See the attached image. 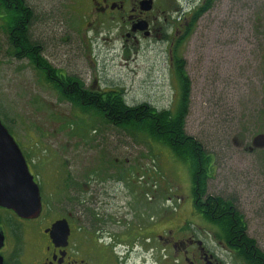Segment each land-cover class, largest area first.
<instances>
[{
  "label": "rangeland",
  "instance_id": "374dc122",
  "mask_svg": "<svg viewBox=\"0 0 264 264\" xmlns=\"http://www.w3.org/2000/svg\"><path fill=\"white\" fill-rule=\"evenodd\" d=\"M26 2L34 14L29 35L42 46L43 56L54 69L81 78L87 86L123 89L129 105L149 103L158 110L175 108L180 89L168 45L162 41L151 44L144 40H141L144 44L130 41L128 51H123L116 26L93 19L86 0ZM0 19V120L12 130L44 203L48 204L44 214L52 220L64 210H72L70 203L80 200V194L85 193V197L89 194L96 185L90 182L91 178L97 175L107 180L96 181L104 189L102 198L109 201L106 205L98 204L102 213H107L108 204L121 211L130 204L131 212L135 199H139L146 211L153 201L156 214L165 215L167 210L176 209L179 219L189 215L186 201L192 191V176L188 168L141 133L91 123L89 116L60 101L28 59L18 60L10 55L9 35ZM212 32L209 40L214 52L210 58L217 57L218 61L228 54L234 61L236 51L229 41L232 35H223L221 24L215 25ZM250 32L241 29V51L245 49L240 55L242 72L258 57V49L245 44ZM204 35L201 22L188 44L178 52L181 67L191 83L186 133L213 154L215 172L207 182V195L235 201L249 223L250 237L259 241L258 246L264 251V230L257 225L259 209L264 213V171L252 169L249 159H241L232 139L227 141L223 134L224 128L228 132L240 120L243 126L251 122L256 98L261 94L251 91L254 82L251 68L241 77L235 117L234 111L223 112L216 106L219 93H211L214 88L205 85L208 53ZM257 40L259 35L250 43ZM243 160L247 165L242 164ZM71 182L78 185L73 189L75 194L68 198L73 191L66 186L62 188ZM82 205L84 212L85 208L92 212L93 206L88 201ZM194 220L204 224L199 217ZM224 258L228 264L235 262L231 260L232 254L225 253ZM131 264L141 263L133 258Z\"/></svg>",
  "mask_w": 264,
  "mask_h": 264
},
{
  "label": "flooded vegetation",
  "instance_id": "af4514ba",
  "mask_svg": "<svg viewBox=\"0 0 264 264\" xmlns=\"http://www.w3.org/2000/svg\"><path fill=\"white\" fill-rule=\"evenodd\" d=\"M86 2L93 19L99 22L107 21L116 26L123 51H128L130 41L140 44H144V41L149 44L153 43L152 41H162L168 45L170 62L175 71L178 61H181L179 50L188 44L195 29L202 22L207 44L205 51L208 53V60L204 64L205 85L208 89L214 88L211 93H219L216 106L223 112L226 109L234 111L233 117L239 105L241 77L246 76L252 68L254 82L251 91L261 94L256 98V106L251 115L253 118L247 126H243L240 120V124L233 125L230 131L227 132L224 128L223 134L227 141L232 139L241 159H249L250 165H253L252 169L264 171V0ZM28 9L33 19V10L29 6ZM33 24L34 19L29 24L28 32ZM219 24L223 27V35H232L229 41L235 47L234 61L228 54L218 61L217 57L210 58L214 47L210 44L209 37L212 36L213 27ZM241 29L251 30L249 40H245V44L258 49V57L244 72L241 70L240 61V55L245 52V49L241 51ZM258 35L260 40L255 44L250 43ZM30 41L34 40L30 37ZM40 48L41 57L46 59L42 54L41 45ZM212 61H215V64ZM30 63L38 71V67L31 61ZM67 77H74L83 82L77 76L57 70L51 77L52 83H46L52 87L54 84L62 85L60 80ZM84 87L95 93L98 90L95 84L87 86L84 83ZM230 116L231 113L228 112V117ZM211 156L213 157V154ZM242 164L247 165V161L243 160ZM191 176L192 191L186 201L190 214L183 219H179L176 209L167 210L168 214L165 215L156 214L155 205L151 204L153 201L149 203V210L146 211L145 204L138 203L139 199H135V209H131V212L130 204L123 211L121 208L116 209L113 204H108L110 208L106 214L104 211H98V204L106 205L108 200L102 198L104 189H101V184H97L107 180L97 175L91 178L90 182L94 181L96 185L91 188L89 194L86 197L85 193L80 194V200L74 199L70 203L72 210H64L52 220L44 214L48 208L44 198L42 212L36 219L21 218L14 211L0 207V264H131L133 258H138L141 264H228V260L224 258L225 253L232 254L231 260L235 262L231 264H258L242 261L240 254L243 244L235 241V231L231 234L225 233L220 215L216 217L218 220L206 216L205 212L209 211L210 206L206 205V198L200 200L198 192L195 191V185L198 187L199 181L194 184L192 173ZM208 180H211V176ZM76 185L78 184L73 182L64 184L62 190L66 186L69 191H73V194L69 192L68 198L75 194L73 189ZM134 193L139 194L137 191ZM84 200L93 206L92 212L89 213L86 208V212L83 211ZM225 200L232 202L237 212L243 215L235 201ZM199 205L207 207L200 211ZM262 211H258L260 216L257 225L264 230ZM194 216L202 219L204 224L196 223ZM243 217L249 235V223L244 215ZM55 224L57 226L54 229ZM256 243L258 245L259 241Z\"/></svg>",
  "mask_w": 264,
  "mask_h": 264
},
{
  "label": "trees",
  "instance_id": "16d2710c",
  "mask_svg": "<svg viewBox=\"0 0 264 264\" xmlns=\"http://www.w3.org/2000/svg\"><path fill=\"white\" fill-rule=\"evenodd\" d=\"M0 16L5 32L9 35L10 55L18 60L28 59L38 67L45 82L52 83L51 77L57 70L41 57L40 44L30 41L28 27L33 19L26 0H0ZM177 64L179 100L175 108L169 110H158L149 103L129 105L124 90L120 88H98L96 93L91 92L84 87L83 82L74 77L59 79L62 85L54 84L52 88L60 101L67 102L76 111L89 116L91 123L139 132L149 138L147 140L166 148L175 159L189 168L194 184L199 181L198 187L195 185V191L198 192L200 200L207 199L206 205L210 207L205 212L206 216L216 220L220 215L225 233L231 234L235 231V241L243 244L240 254L242 261L263 264L264 252L247 234L243 215L237 212L232 202L219 196L207 195L208 177L215 172L213 169L211 173L214 160L199 141L186 133L191 83L181 67L182 61L179 60ZM6 128L9 132L12 131L8 126ZM206 207L199 205L198 209L202 211Z\"/></svg>",
  "mask_w": 264,
  "mask_h": 264
},
{
  "label": "water",
  "instance_id": "95a60500",
  "mask_svg": "<svg viewBox=\"0 0 264 264\" xmlns=\"http://www.w3.org/2000/svg\"><path fill=\"white\" fill-rule=\"evenodd\" d=\"M0 207L12 210L25 219L38 218L43 209L39 186L29 171L20 147L1 120Z\"/></svg>",
  "mask_w": 264,
  "mask_h": 264
}]
</instances>
